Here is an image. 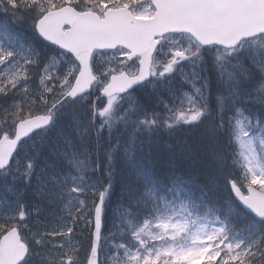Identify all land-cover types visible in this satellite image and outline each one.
Wrapping results in <instances>:
<instances>
[{
    "label": "snow or ice",
    "instance_id": "snow-or-ice-1",
    "mask_svg": "<svg viewBox=\"0 0 264 264\" xmlns=\"http://www.w3.org/2000/svg\"><path fill=\"white\" fill-rule=\"evenodd\" d=\"M0 264H264V0H0Z\"/></svg>",
    "mask_w": 264,
    "mask_h": 264
}]
</instances>
